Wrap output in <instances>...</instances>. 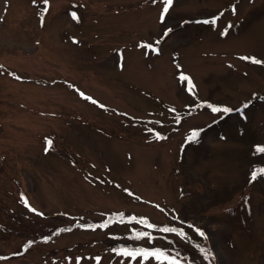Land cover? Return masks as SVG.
<instances>
[{
    "label": "rangeland",
    "instance_id": "obj_1",
    "mask_svg": "<svg viewBox=\"0 0 264 264\" xmlns=\"http://www.w3.org/2000/svg\"><path fill=\"white\" fill-rule=\"evenodd\" d=\"M163 7L0 0V264H264V0Z\"/></svg>",
    "mask_w": 264,
    "mask_h": 264
},
{
    "label": "snow or ice",
    "instance_id": "obj_2",
    "mask_svg": "<svg viewBox=\"0 0 264 264\" xmlns=\"http://www.w3.org/2000/svg\"><path fill=\"white\" fill-rule=\"evenodd\" d=\"M34 3H35V0H34ZM43 3L45 5H48L49 4V0H43ZM163 4H164V7L162 9V15H161V22L163 23L164 20H165V15L169 13L170 11V7L173 6L174 4V0H163ZM48 11V7H45L43 9V12L46 13ZM232 11H233V14H235V6L233 5L232 6ZM72 17L74 19H76V14L75 13H72L71 14ZM41 22L43 23V20H44V16L41 15ZM211 21H208V20H205L203 21V23H210ZM173 30L171 28H168L165 30V33H164V36L167 37L169 33H171ZM226 34V32H225ZM157 43H160V41H157ZM143 47V45H142ZM149 47H151L149 45ZM240 59L242 60H250L252 63H255V64H262L264 63V61H261L259 59H256V58H250V57H240ZM182 80H188V84L190 86V90H191V86H192V82L191 80L188 78V77H185V76H182L181 77ZM80 95L82 97H84L86 100H90L93 104H96L97 102L95 100H92L91 97H86L84 96L83 93H80ZM99 107L101 108H104L105 106L104 105H99ZM208 108H210L211 112L212 113H216V114H219V113H225V114H231L234 110L231 109V108H227V107H224V108H221V107H215V106H212V105H208L207 106ZM249 107V104L245 103L241 109H237L235 111H239L241 114H243V110L244 109H247ZM199 131H193L192 134L190 136L187 137V141L188 142H198V138H199ZM158 138H161V139H164L165 137H158ZM47 143V148H46V151L49 150V148L52 147L53 145V141L51 140H47L46 141ZM258 151L260 152H264V147L262 148H259ZM258 173L259 174H264V168L262 169H259L257 171H253L252 174H251V180L252 181H255L257 180L258 178ZM27 200H25V204L27 205ZM31 211L35 212L36 209L32 208ZM106 225H101V227H105ZM149 227H154L153 225H149ZM70 230V229H69ZM61 231H64L63 229H61ZM161 231L165 232V233H179V235L183 236L184 233L182 230H179L177 228H169V227H165L163 229H161ZM199 232V234L204 237L205 236V233H203L202 231L200 230H197ZM149 236V233L147 232H140L138 233L137 235V238H141V237H148ZM31 243V242H29ZM201 252H205L206 249L204 248H201L200 249ZM120 255H123L124 257H131L133 260H135L137 257H142L143 260L145 261H148L150 258H154L155 260L157 261H167L169 262V264H180V261L177 259V257L175 256H171V255H168L166 254L164 251H161V249L159 248H156L154 251H149L148 249H145V248H137L135 250H129L128 248H122L120 249L119 253ZM99 259V258H97Z\"/></svg>",
    "mask_w": 264,
    "mask_h": 264
},
{
    "label": "trees",
    "instance_id": "obj_3",
    "mask_svg": "<svg viewBox=\"0 0 264 264\" xmlns=\"http://www.w3.org/2000/svg\"><path fill=\"white\" fill-rule=\"evenodd\" d=\"M182 255H183V254H182ZM179 258H181V259L183 260L184 257H179Z\"/></svg>",
    "mask_w": 264,
    "mask_h": 264
}]
</instances>
